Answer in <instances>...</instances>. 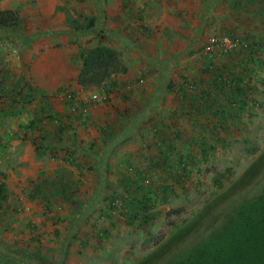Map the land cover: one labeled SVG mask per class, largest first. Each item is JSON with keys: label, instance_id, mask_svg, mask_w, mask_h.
Instances as JSON below:
<instances>
[{"label": "rangeland", "instance_id": "obj_1", "mask_svg": "<svg viewBox=\"0 0 264 264\" xmlns=\"http://www.w3.org/2000/svg\"><path fill=\"white\" fill-rule=\"evenodd\" d=\"M0 9L19 10L25 35L32 39L0 37V171L12 199L0 202V225L16 223L21 229L11 238L15 250L0 247V264H175L201 253L209 239L221 241L224 230L240 222L242 207L264 189V0H0ZM83 15L98 16L97 28L69 31L68 25ZM225 35L241 42L228 37L224 44ZM99 43L115 48L128 67L119 75L128 87L112 95L110 103L98 87L84 88L76 81L80 47ZM211 57L215 67L241 75L250 88L248 108L240 118L229 119L226 130L213 116L228 101L207 68ZM19 79L18 95L28 84L39 89L31 103L20 96V103H11L13 96L3 95ZM186 82L189 96L180 104L179 86ZM92 100L98 102L88 103L89 109L78 102ZM202 103L210 106L207 112L200 110ZM169 105L185 112L172 114ZM47 110L66 122L64 133ZM189 112L199 120L194 122ZM167 120L183 130L174 146L185 153L196 133L205 134L215 147L208 161L193 166L188 181L164 195L161 186L167 181L154 180L150 188L153 197L159 195L151 204L161 212L144 228L116 214L108 218L102 212L110 214L111 195L123 172L120 163L129 159L141 167V137L151 140L152 124ZM162 132L165 136L169 128ZM214 136L227 145L213 142ZM37 140L45 153L36 152ZM66 177H79L84 186L80 180L82 187L65 193ZM25 199L27 209L20 205ZM123 201L121 196L116 204ZM99 230H108V236L100 239ZM236 230L241 233V227ZM5 231L0 239L7 244Z\"/></svg>", "mask_w": 264, "mask_h": 264}, {"label": "trees", "instance_id": "obj_2", "mask_svg": "<svg viewBox=\"0 0 264 264\" xmlns=\"http://www.w3.org/2000/svg\"><path fill=\"white\" fill-rule=\"evenodd\" d=\"M82 17V21L75 20L70 23L68 25V30L72 33L90 32L95 30L99 25L98 16L83 15ZM25 34V19L20 11L17 9H0V37H22L25 39V43H31V37L29 38ZM226 36L227 35H225V37ZM228 37H230L233 42H236V40L241 42L240 39L232 35L227 36V38ZM220 43H222V41H218L216 45L218 46ZM79 56L80 66L76 75L77 83L84 88L91 86L98 87L106 96L104 102L110 103L113 99L112 95L128 87V83L119 79V75L128 72V67L121 54L115 48L103 43L90 45L85 48L81 46ZM207 59L209 60L207 68L213 70L215 74L213 82L216 90L227 96L228 104L226 108L214 112L212 111L213 116L219 121L217 125H220L221 128L226 130L228 120L240 118L248 108L249 101L247 97L250 88L247 84H243L244 80L241 75H233L232 72L222 69V67H215L213 64L215 62V57ZM21 81L22 79L17 80L12 87H7L2 91L3 95L11 94V96H13L10 97L11 103H20V95L18 94ZM171 83L167 87L168 89L173 88ZM179 87L180 104H185L186 98L189 96L187 93L190 89V84L186 82V84L180 85ZM253 88L256 90L255 86H253ZM24 91L25 94L20 96L24 104L34 101L36 96L40 93L39 89L30 84L27 85ZM76 95L75 91L68 94L71 103L75 102ZM78 102L80 107L89 109L90 104L97 103L98 101ZM45 104L48 103H44L43 107ZM208 107L202 103L199 108L202 112H207ZM167 108L168 112L172 114L180 113L182 115L185 112L183 110L184 107L178 108L175 105H169ZM180 109H182V111H180ZM201 111H199V114H201ZM45 112L51 117L52 121L56 118L58 119V130L60 133H64L68 127L66 122L64 123L61 117L53 116L50 110ZM158 116H160V114H158ZM189 116L194 122L199 120L195 112H189ZM171 122L172 120H167L166 124L163 122H155L152 124L151 129L154 131V137L151 140L154 143L151 140H146L143 136L141 137L143 139L141 140V146L144 149V152L141 154L142 158L140 159V164H142L141 167L139 164L136 165L129 159L125 161V164L119 162L123 169L120 175L121 181L115 189L116 194L113 196L111 195L112 204L110 205V214L106 210H104L102 214L110 219L116 214L124 219L127 224L133 226L138 225L144 228L146 224L154 221L161 212L157 206H152L151 204V200L159 195L156 192L154 194L155 197H153V190L150 187L155 183L154 180L156 178H162L167 181V183H164L165 186H161V192L163 193L160 195H164L172 186L187 182L192 176L193 166L202 161H208L209 152L215 147L209 144L207 136H205V134L196 133L189 140V150L185 153L179 145L174 146L176 142L182 140L183 130L176 123H172L170 127ZM35 123V121H32L31 125L34 126ZM162 127L169 128V132L165 136H163ZM212 138H214L213 142L218 143V145H227V143L224 144L222 138L216 136ZM36 144V152L45 153V149H42V141L37 140ZM62 160L68 164L74 163L72 159L63 158ZM4 176L5 174L0 171V198L2 202L9 199L7 184L3 180ZM225 177L226 173H222L219 178L224 179ZM45 180L47 181L48 179L45 178ZM66 180L68 181L64 187L65 193L70 191L72 187L78 188L75 186L76 181L67 177ZM35 190L34 188L33 194L36 193ZM117 190H120V192L118 193ZM121 196L124 197V201L122 205H118L116 201ZM167 199L168 197L164 196L163 202H166ZM240 215V222H237L235 227L233 226L225 229L220 236L221 241L211 238L208 240L209 245H207L201 253L195 256L191 255V257H183L175 264H264V189L261 195L242 207ZM237 227H241V233L237 232ZM249 229H251V231H249ZM99 231L101 232H99V237L104 235L106 237L108 236V230ZM100 239H102V237H100Z\"/></svg>", "mask_w": 264, "mask_h": 264}, {"label": "crops", "instance_id": "obj_3", "mask_svg": "<svg viewBox=\"0 0 264 264\" xmlns=\"http://www.w3.org/2000/svg\"><path fill=\"white\" fill-rule=\"evenodd\" d=\"M76 165V164H75ZM79 168V166H77L76 168H74V170H72L71 172H75V171H77V169ZM80 180H81V184L83 183V181H82V179H80L79 177L77 178V180H75L76 181V185L75 186H77V187H82V186H84L83 184H82V186H81V184H80ZM9 195H10V192L8 193ZM18 200V198H16V201ZM12 201V199H11V197H9V199L7 200V201H3L2 203L3 204H10V202ZM0 202H1V198H0ZM20 205L21 206H23L24 207V209L26 208L27 209V207H28V200L27 199H25V201L24 202H20ZM19 205V206H20ZM27 206V207H26ZM17 206L15 205L14 206V208H13V215L15 216V217H18V210L20 209L19 207H17ZM5 230H9V243H7V244H5V243H3V241L0 239V247H2V250H4V251H6L7 250V248L8 247H10V250H15V241L14 240H12L11 238H12V236H15V237H17V236H19L18 234V231L19 230H21L20 229V227H19V224H16V223H13V224H11L10 225V227H8V228H6L4 225H0V237L1 236H3V234H4V232H6ZM5 235V234H4Z\"/></svg>", "mask_w": 264, "mask_h": 264}, {"label": "built area", "instance_id": "obj_4", "mask_svg": "<svg viewBox=\"0 0 264 264\" xmlns=\"http://www.w3.org/2000/svg\"><path fill=\"white\" fill-rule=\"evenodd\" d=\"M226 42H229V39H228V38L224 40V44H225ZM234 45H235V43H233V46H234Z\"/></svg>", "mask_w": 264, "mask_h": 264}]
</instances>
